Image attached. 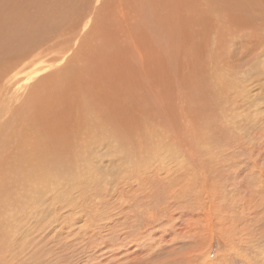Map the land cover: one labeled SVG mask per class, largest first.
Wrapping results in <instances>:
<instances>
[{
  "label": "rangeland",
  "instance_id": "374dc122",
  "mask_svg": "<svg viewBox=\"0 0 264 264\" xmlns=\"http://www.w3.org/2000/svg\"><path fill=\"white\" fill-rule=\"evenodd\" d=\"M116 1L0 0V73L14 109L68 55L80 63L81 46L95 43L83 38ZM247 16L242 26L228 22L236 31L225 25L203 37L196 69L206 79H191L183 57L180 77L160 87L163 104L153 96L144 120L121 121L117 138L99 126L92 138L77 141L76 132L72 143L60 135L31 147L26 164L3 167V157L0 264H264V18ZM150 36L153 48L163 41ZM17 110L0 118L2 130L28 122L24 144L33 143L28 103Z\"/></svg>",
  "mask_w": 264,
  "mask_h": 264
},
{
  "label": "bare ground",
  "instance_id": "6f19581e",
  "mask_svg": "<svg viewBox=\"0 0 264 264\" xmlns=\"http://www.w3.org/2000/svg\"><path fill=\"white\" fill-rule=\"evenodd\" d=\"M116 2H114V5L109 3V6H105V9H108V18L104 16L105 22L102 23L101 21L100 26L97 24L100 29L88 33V38H83L85 41L89 39L88 42L90 41V43L94 41V45H82L87 42L83 40V43L79 44L82 45L80 50L77 53L76 50L72 51L76 53L77 56L75 54L74 56L79 58L80 63L78 64L76 62L78 60H74L77 63L75 64L73 62L75 58L73 56L70 58L66 54L69 60L67 57L64 58L66 62L64 66L60 63L59 65H53L54 67H62L35 79L27 92L28 98L24 97L21 105L14 106L15 109L13 108L14 104L8 100L12 84L5 82L3 74L0 73V89L2 92L0 103L3 102V104L1 103L3 107L0 108V118L5 116L6 111L13 113L15 110L22 108L27 102L29 114L31 113L34 119L31 124L36 123V134L33 143L27 144H24L26 141L25 135L27 134L24 130L33 132L32 126L26 124L28 122H20L17 130L11 129V126L6 124L5 130H2L3 126L0 123V143L6 145H2L3 149L0 148V161L3 162L5 160L3 157L9 154L3 167L12 166L11 163L16 161L20 165L21 163L26 164V157L29 155L28 150L32 149L31 147L36 146L38 148L42 145L44 148L47 143H55L60 135L71 142L70 139L77 132V137L74 138L79 141L84 136L92 138L94 134H97L98 129L96 127L103 126L104 130L109 132V136L115 138V130L118 125L123 128V125L119 124L121 121L125 122L129 118L131 122L132 119H137L140 123L141 120H144L143 117L150 110L148 103L153 96L156 97L157 104L158 100H161V104H163L164 94L160 91V87L162 85L164 87L167 79L171 80L174 76L180 77L181 72L178 73V66L183 57L187 59L186 65L188 68L190 66L194 68V73H189V76L194 75L191 76V79L194 77L202 81L206 79H203L206 71L199 68L202 71L197 72L198 69H196V59L199 56L198 53L201 54L204 36L212 33V31L214 32V28L219 33V30L225 28V25L230 30L236 31L233 28L235 24L242 26L246 23L245 19L241 21L243 13L249 14L247 19L264 18H260L261 14L259 15V13H264V0H210V2L207 0H173L172 3L169 1L163 2L162 0H118ZM131 4L136 7L132 15H130L131 7H129ZM211 7L219 9L222 13L220 11V13H217ZM144 9L146 11L151 9L147 24L140 23ZM160 10H163V12ZM125 15L128 18L123 17L122 20L119 18V16ZM93 16L90 15V17ZM215 20H218L216 24ZM226 22L227 24H225ZM228 22H232L234 25H229ZM88 23L90 22H85L83 26L88 25ZM238 26L235 28H238ZM119 27H121L120 30ZM215 32L217 33V31ZM223 32L225 33V30ZM154 34L163 40L155 47L158 48L156 50L153 48L155 38L150 36ZM1 46L4 47V45ZM62 58L63 55L57 58L56 61L63 60ZM5 63H8V67L9 62ZM206 67L205 69H207ZM184 69L181 71L186 70ZM185 73L187 72L185 71ZM207 73L209 74V72ZM222 77L224 76L222 75ZM213 78L216 77L213 76ZM43 88L44 90L47 89V92L50 91L48 93H46V90L41 92ZM144 94L143 102L139 103L138 98ZM153 99L155 98L153 97ZM149 104L151 105V103ZM122 107H125L126 111L121 110ZM122 111L126 112L125 116L121 114ZM15 112L19 116L23 111L17 110ZM151 116L153 115L148 118ZM125 124L127 123L125 122ZM109 127H113L114 130L112 129L110 132ZM138 130L140 129L138 128ZM41 134L47 135L41 139ZM40 139L41 141H39ZM59 152L61 151L57 153ZM59 154L61 155V153ZM46 159H49V157L47 156ZM10 169L11 167L5 170L9 171ZM21 171L24 172V170Z\"/></svg>",
  "mask_w": 264,
  "mask_h": 264
}]
</instances>
